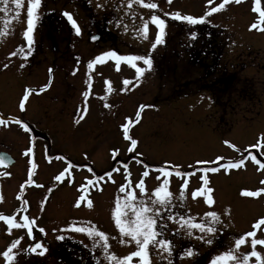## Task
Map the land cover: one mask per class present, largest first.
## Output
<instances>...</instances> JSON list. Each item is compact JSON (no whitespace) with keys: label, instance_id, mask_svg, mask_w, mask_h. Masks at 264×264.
I'll use <instances>...</instances> for the list:
<instances>
[{"label":"rangeland","instance_id":"374dc122","mask_svg":"<svg viewBox=\"0 0 264 264\" xmlns=\"http://www.w3.org/2000/svg\"><path fill=\"white\" fill-rule=\"evenodd\" d=\"M220 2L214 0L208 5L207 0H171V3L145 0V3L158 4L157 9H148L136 3L129 8L127 0H42L36 15L38 19L48 16L51 23L47 22L43 29L60 36L34 39L31 55L26 58L27 42L22 35L26 25L19 27L18 23H26L27 0L18 17L15 11L0 12V115L16 117L33 129L27 132L11 120L6 127L0 125V145H6L18 158L16 167L0 172V214L14 215L19 222L23 215L35 220L34 239L27 237L26 229H12L9 233L6 222L0 220V264H9L2 253L20 236L24 239L13 250L14 255L19 254L11 264H78L76 258L83 260L82 264H109L102 249L98 245L92 247L96 241H103L76 232L70 228L73 224L104 231L109 237L110 254L122 258L135 250L134 242L120 243L121 239L130 241L131 238L121 236L112 216L116 197L124 196L119 188L127 184L124 163L128 164L132 189L138 197L140 191L135 185L141 174L149 171L145 178V199L154 196L155 188L163 182L162 176L156 179L160 175L156 168L167 161L170 162L167 167L173 170L168 188L172 193L171 204L158 218L162 238L171 241L173 250L171 254L157 255V250L150 247L152 264H210L217 254L228 248L235 249V239L252 230L254 222L264 217V193L257 197L243 195L245 190L264 187L261 183L264 169L250 157L239 169H221L216 173H204L200 171L202 166L195 163L214 160L217 156L224 158L222 162L235 161L248 153L264 163V147H252L264 134V31L249 30L252 23L259 21V13L254 11L256 0H240V3L231 0L223 10L197 25L164 16V13L179 11L198 17ZM98 4L103 7H97ZM9 7L14 9L11 4ZM259 7L264 10V0H260ZM64 12L71 13L77 22L81 29L79 35ZM153 14L166 19V34L151 52V70H146L139 81L135 70L123 61L119 70L111 58H105L104 63L94 65L93 69L87 68L89 60L105 51H116L118 55L148 54L158 32L151 24ZM91 19L103 26L107 24L115 38L109 33L100 46L93 47L86 36L91 30ZM144 21L149 23L147 39L139 31ZM192 32L197 33L195 39L190 35ZM208 34L219 42L217 54L213 51L214 45L203 42ZM21 47L24 52L20 51ZM212 60L217 68L213 72L209 69ZM137 64L146 67L142 62ZM125 78L132 84L125 86ZM49 84L43 94L30 96L25 110L18 109L24 88ZM250 90L257 93L259 103L249 101ZM86 91L87 97L83 95ZM106 104L110 107H105ZM141 104L151 107L145 108L139 123L130 127V135L138 140V146L135 152H128L130 141L124 137L122 125L127 122L126 118L136 120L135 112ZM34 133L38 135L33 142L38 171L34 178L36 187L28 188L21 183L23 179V183L27 182L25 151ZM114 149H119L115 159ZM136 153L142 155L133 159ZM53 154L65 159H54ZM68 160L81 164L97 161L103 175L114 167L120 170L113 172L114 183L105 176L100 181L102 190L96 195L86 193L77 207L84 183L79 182L82 175L78 170L64 164ZM175 165L192 175L175 176ZM65 168H68L66 179L52 183L55 172ZM70 176L74 179L71 189L63 184ZM201 176L207 177V185ZM204 187L213 191L192 196V192ZM63 188L64 197L59 195ZM181 191L183 199L179 198ZM209 196L214 200L212 205L207 203ZM88 200L93 201L91 208L87 206ZM22 207L26 211H18ZM209 211L220 216L221 222L215 225L218 231L214 234L188 229L180 220L183 216L194 223L210 221L205 215ZM40 227L46 235L39 232ZM60 235L65 238L58 239ZM201 235L212 238L213 243L198 239ZM257 238H264V225L257 230ZM250 239L235 249L236 255L251 250ZM37 241L47 248L43 255L39 254L40 250L30 254L22 251ZM189 248L194 253L191 257L184 255ZM256 250L264 254V246L258 245ZM132 264H139V258H133ZM249 264H256L255 257L250 258Z\"/></svg>","mask_w":264,"mask_h":264},{"label":"snow or ice","instance_id":"6c2138e0","mask_svg":"<svg viewBox=\"0 0 264 264\" xmlns=\"http://www.w3.org/2000/svg\"><path fill=\"white\" fill-rule=\"evenodd\" d=\"M231 2V0H221L220 3L216 4V6L209 8L204 14L200 16H194L191 14H182L179 11L173 12V13H164L165 17H170L172 19H175L177 21H183L187 22L190 25H197L201 23H205L207 17L211 16L212 14L223 10L226 5H228ZM236 3H240V0H235ZM25 3V0H0V12L3 13H9L12 11H15L16 16L18 17L21 14V9L23 8ZM42 3V0H27V19H26V29L23 31L22 35L24 39L26 40V45L24 47L27 48V51L24 52V47L20 48L21 52H24L25 58L29 55H31L32 52V45L34 43V27H35V21L38 19V16L36 15V10L40 8ZM128 7L131 8L133 3L139 4L143 7H146L148 9H157L158 4L157 3H145V0H127ZM168 3H171V0H168ZM214 3V0H207L208 5H212ZM13 5V8H10L9 5ZM257 7L254 8V11L259 13V21L254 22L249 26V30L252 29H259L261 31H264V10H262L259 7L260 0H256ZM97 7H103V5L98 4ZM64 16L68 18V20L71 22L73 28L75 29L76 33L79 35L81 32L80 27L77 25V22L75 19H73V16L69 12H64ZM151 24L154 25L158 32L156 33L154 37V42L151 43L149 53L148 54H127V55H118L116 51H105L100 55H96L94 59H91L87 62V68L93 69L94 65L101 64L105 62V58H111L115 60L116 68L117 70L120 69L121 62H126L128 65L131 66L135 70V77L137 81L144 75L146 70H151L153 66V60L151 58V52L156 49V47L163 42V36L166 34V26L167 21L164 18H161L160 15L153 14L151 15ZM143 33V37L145 39L148 38L149 35V23L148 21H144L142 28L139 30ZM191 37L193 39L196 38L197 33L192 32ZM95 39V37H93ZM16 53H12L11 55H15ZM142 62L144 66L141 67L138 66L137 62ZM5 68L8 67V65H4ZM21 67H24V64H21ZM51 72L52 70L49 69V75L51 78ZM107 83V81H106ZM123 84L125 86L132 84V81L130 79L125 78L123 80ZM49 85H45L39 89L35 88H26L21 99L19 102V108L23 111L25 110L26 102L30 98V94L32 93H39L46 90ZM135 86V85H133ZM125 90V89H122ZM108 91H112L111 88L108 89ZM85 97L89 95V93L86 91L83 93ZM105 107H110V105L106 104ZM151 107L150 105H144L141 104L138 108V110L135 112L136 120L132 121L128 118H126L127 122L122 125L123 128V135L124 137L130 141V146L128 147V152H135L138 146V140L133 138L130 135L129 129L132 126L133 123H139L140 119L142 118V112L145 108ZM9 120L16 122L17 124H20L24 130L28 131L29 125L28 123L19 120L16 117H8L7 119L3 118L2 115H0V124H6ZM76 123H79V120L76 121ZM224 143L229 144V141H224ZM233 148H235V145H231ZM252 147L261 148L264 147V134H261L260 138L257 141V144L253 145ZM34 153V147L29 146L26 151L25 155ZM119 153V149L113 150V159L116 158V156ZM142 153H136L135 156H133V159H137V157L141 156ZM251 158L252 161H254L256 164L260 166L261 169H264V163H261L260 160L257 159L256 155H253L252 153H248L247 156H243L242 158L238 160H227L226 162H222L224 160L223 157L217 156L214 160H197L195 163L198 165H201L200 171L204 173H216L223 170H232V169H239L242 166H244L245 161L248 158ZM5 163V157L3 155H0V165H3ZM141 164L144 162L141 160ZM170 162H164L161 166L156 168V171L160 174L156 177L157 180H160V177H163V182L155 188L154 190V196H149L147 199L144 198V194L146 192L145 188V178L149 176V171L145 170L141 174V178L139 179V182L135 185V188L139 189L140 196L138 197L136 195L135 190L132 189V182L129 179L131 176V172L128 170V164L124 163L123 167L126 171L125 180L127 181V184H122L119 188L120 193H124L123 197L117 196L115 200V208L112 212V216L115 220V225L119 229V233L122 237H130V241H125L124 239L120 240L121 244L124 243H135V250L131 251L129 254L124 255L122 258L118 257L114 253H109V243L108 239L109 237L106 235L104 231H99L96 228L87 227V226H80L77 227L76 225H71L70 228L75 230L79 233H86L90 238L99 237L100 241H103V243H100L99 241H96L92 247L93 249L98 245L104 254V259L106 261H109V264H132L133 258H139V264H152L151 258H150V247L152 249L157 250L156 254L159 255L160 252H168L171 254L172 252V243L168 239L162 238V233L159 231L160 225H158V218L162 210L166 209L171 204L172 199V193L168 191L169 185H170V178L173 176V170H169ZM36 164H32V168H36ZM150 166L145 165V168H148ZM174 174L177 177H184L192 175V173L184 170L182 171L179 165L173 166ZM119 168H113L112 170L106 171L104 175L96 176L95 173H93V169L89 168L88 171L90 173H93V179L88 180V184L92 185L94 182L99 183L100 181H103L105 179V176L112 180L113 172H118ZM68 172V168H65L63 171H61L58 175L55 176L56 181H61L62 178L65 177V173ZM5 175H10V173H5ZM32 172L31 169L29 170V179L27 183L31 184L34 183V181L31 179ZM201 180L204 181V184L207 185L208 180L206 176H201ZM71 183L72 181L69 180ZM114 183L115 181L112 180ZM188 181H184V187L187 186ZM262 184H264V181H261ZM23 187V186H22ZM102 190V189H101ZM51 191V189H49ZM213 190L209 187H204L201 189H197L196 191L192 192V196L196 197L197 195H201L203 193H210ZM261 193H264V187H261L260 189L256 191H247L245 190L243 192V195L249 196V197H257ZM184 192L181 191L179 193V198L183 199ZM2 199V198H0ZM80 199H83L81 197ZM123 201V202H122ZM207 203L209 205H212L214 203V200L211 196L208 197ZM76 206H80V200L76 201ZM89 208L93 206V201L88 200ZM18 211H26V208H20ZM131 213V215H129ZM207 217H210V221H205L202 223H194L191 218H185L183 216H180V220L183 222V224L188 228H197L201 233L204 234H214L218 231V229L215 227L216 224H219L220 216L215 211H209L205 214ZM169 220L172 219L171 216L168 217ZM0 220L6 222L8 225V232L11 233L12 229H26L27 230V237L29 239H34L33 236V227L35 225V220L30 219L28 215H23L20 217L19 222L14 215H4L0 214ZM264 225V217L259 218L257 221L254 222L252 225V230L247 231L246 233L240 235L238 238L235 239V249H239L242 245H245L248 242V238L250 239V245L251 250L247 253H242L240 255L235 254V249L228 248L224 252L217 254L211 261L210 264H249L250 258L255 257L256 264H264V254L257 251V246H264V238H257V230L260 229V227ZM55 231V229H54ZM39 232L46 235L45 229L43 227L39 228ZM160 237V238H158ZM58 239H64L65 237L63 235H60L57 237ZM198 239L204 241L205 243L212 244L213 240L212 238H205V235H201L197 237ZM24 239V236H20L16 239H14L10 246L2 253L3 257L6 259V261L11 264L12 261L17 259V256L19 253L15 254L13 253L14 249H17V247L21 244V241ZM37 250H40L39 254L43 255L44 252L47 251V248H45L42 244V242L37 241L35 244H30L27 249H23L22 251L26 252H32L36 253ZM193 249L189 248L186 249L184 252V255L187 257H191L193 255ZM164 257H162L163 259Z\"/></svg>","mask_w":264,"mask_h":264},{"label":"flooded vegetation","instance_id":"af4514ba","mask_svg":"<svg viewBox=\"0 0 264 264\" xmlns=\"http://www.w3.org/2000/svg\"><path fill=\"white\" fill-rule=\"evenodd\" d=\"M45 1L46 2H50L51 0H45ZM45 13H47V12H45ZM46 15H49V12ZM91 20H92L91 23H90L91 30H89L86 33V36H88V41L91 42V44H92L93 47L94 46H96V47L100 46L101 43L106 40V38H107V36H108L109 33H111L114 36V33L109 32V28H108V25L107 24H104L105 26H103V24H99L95 19H91ZM47 22H50L51 23V20H50V18H48V16H44V15H42L37 20V22L35 23L34 33H33L34 39L38 40L39 39L38 38L39 36H42V37H40V39L42 38L44 40L45 39H48L49 37H52V36H54L53 39H56L55 37L60 36L58 33H55L54 34V32H50V31H47V30L43 29L44 26L47 25ZM18 24H20V25H18L19 27L26 25V23H22L21 24V22H19ZM93 37H95V39L93 41H90V39H92ZM114 38H115V36H114ZM210 62L213 63V65H212V68H209V69H211L212 72L215 71V70H217V68H214V66L216 65L215 60H212ZM204 69H207V68H204ZM39 88H41V87H39ZM39 88H35V89H39ZM25 89L26 88H24V91H25ZM46 91H47V88L43 92L32 93V94L33 95H41V94H43ZM32 94H30V96ZM5 119H7V118H5ZM7 124L8 123H6V124H0L1 125V128L2 127H6ZM17 125H20V124H17ZM29 129L30 130H28L27 132H29V131H32L33 132V129L32 128H29ZM37 137H38V135L34 133L33 134V138L30 141H28L29 144L26 145L27 148L29 146H33V147L35 146L33 144V142L35 141V138H37ZM0 152H5V153L9 154L11 157L14 158V162L11 165L6 166V167L0 165V172H8L12 168L16 167V165H17L16 163L18 161L17 160L18 158H16L11 153V151L9 150V148L6 145H4V144H1L0 145ZM51 157L54 158V159H58V160L61 159V161L65 159V158H63V156H60V155H57V154H53V155H51ZM37 162L38 161H37V156H36L35 151H34V153H30V154H27L25 156V163H26V166L27 167L25 169L24 175H25L26 181H28V179H29V170L30 169H31V172H32L31 179L34 181V178L37 175L38 166H36V168H32V164L35 163L37 165ZM64 164L67 165V166H69V167H72V169L78 170L79 171L78 174L82 175L81 176V180L79 182L80 183L81 182L84 183V185L81 186V188L84 190V193L81 194V196L83 198H85V194L88 193V192L90 193V195H93V194L96 195V193L101 190L100 182L99 183H95L94 182L92 185H89L88 184V180H92L93 179V173H95L96 176L103 175V171L100 170L101 167H100V163L99 162H97V161L96 162L91 161L90 163H83V164H81L79 162L78 163L77 162L76 163H72V162L69 161V162H65ZM89 168H92L93 169V173H90L88 171ZM58 174L59 173L56 171L55 174H54V176L52 177V183H56V184L57 183H60L59 181H56L54 179L55 176L58 175ZM85 175L87 176V180L86 181L84 180V176ZM66 177L67 176L65 175V179H66ZM63 179L64 178H62V180ZM69 180H71L72 182L74 181V179L71 178V176H70V178H68V181L67 182L64 180L66 184L65 183H63V184L65 185L64 187H67V188H70L71 189V186H70L71 183L69 182ZM23 181H24V179H23ZM23 181H22L21 184H24L28 188H34V187H36L35 181H34V183H31V184H29L27 182L25 184V182L23 183ZM56 184H54V185H56ZM23 190H24V188H23ZM61 192L62 193H59V195L64 197L65 194H66V190H64V188H63V190ZM68 195H70V193H68ZM76 260H77L78 264H82L83 263L82 262L83 260H81L79 258H76Z\"/></svg>","mask_w":264,"mask_h":264},{"label":"trees","instance_id":"16d2710c","mask_svg":"<svg viewBox=\"0 0 264 264\" xmlns=\"http://www.w3.org/2000/svg\"><path fill=\"white\" fill-rule=\"evenodd\" d=\"M210 30H213L212 28H209ZM212 32V31H211ZM213 33V35H214V32H212ZM203 34L204 33H202V34H200L201 35V37L203 36ZM207 35V34H206ZM212 35V36H213ZM205 41V43L206 44H209V43H211V46H213L214 45V47H215V49L213 50L214 51V53L215 54H217L218 52H219V49H220V45H219V42H217L216 40H213L210 36H209V34H208V39H206V38H204V40H203V42ZM207 57L206 58H208V55H206ZM205 58V59H206ZM200 59V58H199ZM210 59V58H209ZM204 64H205V62H204ZM207 65V64H206ZM249 101H253V100H256V102L258 103L259 102V100H258V97H257V93H254L252 90H250L249 91ZM255 98V99H254Z\"/></svg>","mask_w":264,"mask_h":264},{"label":"water","instance_id":"95a60500","mask_svg":"<svg viewBox=\"0 0 264 264\" xmlns=\"http://www.w3.org/2000/svg\"><path fill=\"white\" fill-rule=\"evenodd\" d=\"M93 40H94L93 38L90 39V41H93ZM0 155H3L5 157V163L2 166L6 167V166L11 165L14 162L13 159H11V157L8 154H6V153H0ZM27 253L30 254L32 252H27Z\"/></svg>","mask_w":264,"mask_h":264}]
</instances>
